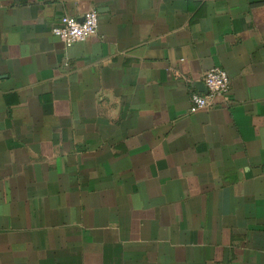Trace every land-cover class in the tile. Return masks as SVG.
Returning <instances> with one entry per match:
<instances>
[{"label": "crops", "instance_id": "0c3cea01", "mask_svg": "<svg viewBox=\"0 0 264 264\" xmlns=\"http://www.w3.org/2000/svg\"><path fill=\"white\" fill-rule=\"evenodd\" d=\"M0 264H264V0H0Z\"/></svg>", "mask_w": 264, "mask_h": 264}, {"label": "built area", "instance_id": "2783aa9c", "mask_svg": "<svg viewBox=\"0 0 264 264\" xmlns=\"http://www.w3.org/2000/svg\"><path fill=\"white\" fill-rule=\"evenodd\" d=\"M99 15L95 9L84 13L81 19L71 16H63L52 32L67 47L74 43L86 41L98 32ZM207 87V95L194 93L191 96V112L202 109L213 108L217 105L218 99H225L231 89V80L228 73L221 67H213L207 71L204 77Z\"/></svg>", "mask_w": 264, "mask_h": 264}]
</instances>
